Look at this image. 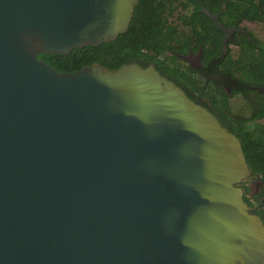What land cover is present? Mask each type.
Returning a JSON list of instances; mask_svg holds the SVG:
<instances>
[{"label": "water", "instance_id": "water-1", "mask_svg": "<svg viewBox=\"0 0 264 264\" xmlns=\"http://www.w3.org/2000/svg\"><path fill=\"white\" fill-rule=\"evenodd\" d=\"M137 3L0 0V264H264L245 154L210 110L153 64L37 56L114 40Z\"/></svg>", "mask_w": 264, "mask_h": 264}, {"label": "trees", "instance_id": "trees-1", "mask_svg": "<svg viewBox=\"0 0 264 264\" xmlns=\"http://www.w3.org/2000/svg\"><path fill=\"white\" fill-rule=\"evenodd\" d=\"M215 19L225 26L245 30L235 34L236 42L232 43L235 49L228 48L225 57L219 59L220 71L230 73L246 85L263 83L264 39L256 37L244 24L264 26V0H138L128 29L114 40L99 46L76 48L65 55L40 53L37 56L57 71L69 72L93 62L109 69L131 62L142 67L153 63L162 76L213 99L216 109L211 111L225 125L220 113L226 107L230 108L233 100L217 88L211 91L210 85H204L207 81L196 80L195 71L177 56L189 47L199 45L204 64L212 65L215 61L212 59L222 51L223 33ZM242 92L255 94L247 89ZM259 104L251 109L250 117H264V102ZM226 127L239 139L251 173L264 170V141L259 136L253 137L255 130L240 134L235 127ZM258 132L264 133V125L263 129L258 126ZM259 215L264 223V211Z\"/></svg>", "mask_w": 264, "mask_h": 264}, {"label": "flooded vegetation", "instance_id": "flooded-vegetation-1", "mask_svg": "<svg viewBox=\"0 0 264 264\" xmlns=\"http://www.w3.org/2000/svg\"><path fill=\"white\" fill-rule=\"evenodd\" d=\"M213 17L215 18L216 15ZM215 23L223 33L221 42L222 51L216 57V59H212L216 62L214 61L212 65L209 63L205 65L203 60V50L199 45L197 47H189L184 53H179L177 56L180 58L181 62L190 67L191 70L195 71L196 75L194 77L196 78V80L201 79L203 81H207H204V85H210L211 91L217 88V90L225 92L229 96L231 101L233 100L231 107L233 108L232 105H234L235 110L234 108L232 109L231 107H226L220 113V117L221 119H223L225 124L223 126L226 127L231 125L235 127L236 131L240 134H242V131H250L252 133V131L255 130L253 137L259 136V139L264 141V133L258 132V126L263 129L264 117H257L255 115H252L250 117L249 114L253 107L260 105L259 102H264V82L259 85H246L240 83L236 78L230 75V73L220 71L221 62L219 61V59L225 57L226 53L228 52V48H231V44L236 42L235 34L237 32L245 30L235 26H225L218 22L217 19H215ZM184 56H187L188 60H185L183 58ZM137 64L140 65L139 63ZM180 86L184 90V92L195 102L206 107L210 111L216 109L212 103L213 99L208 98V96H205L202 92L192 90L190 87H187L183 84H180ZM244 89L255 92V94L250 95L247 93H243L242 91ZM263 181V169L260 172H256L254 174L251 173L248 167L247 177L240 184L245 202L252 209V212L257 214L259 217V214L264 211Z\"/></svg>", "mask_w": 264, "mask_h": 264}, {"label": "rangeland", "instance_id": "rangeland-1", "mask_svg": "<svg viewBox=\"0 0 264 264\" xmlns=\"http://www.w3.org/2000/svg\"><path fill=\"white\" fill-rule=\"evenodd\" d=\"M244 25H246L248 29H251L252 33H254L256 37L260 39H264V26L263 25L253 24V23H245ZM230 47H232V49H235V47H233L232 44Z\"/></svg>", "mask_w": 264, "mask_h": 264}]
</instances>
